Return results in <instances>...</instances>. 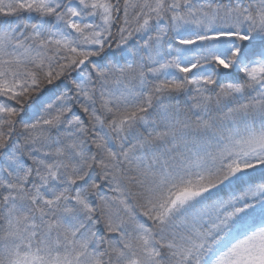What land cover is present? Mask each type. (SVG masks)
<instances>
[{"label": "snow or ice", "instance_id": "obj_1", "mask_svg": "<svg viewBox=\"0 0 264 264\" xmlns=\"http://www.w3.org/2000/svg\"><path fill=\"white\" fill-rule=\"evenodd\" d=\"M0 264H264V0H0Z\"/></svg>", "mask_w": 264, "mask_h": 264}]
</instances>
